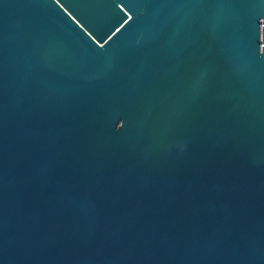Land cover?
Wrapping results in <instances>:
<instances>
[{
    "label": "water",
    "instance_id": "95a60500",
    "mask_svg": "<svg viewBox=\"0 0 264 264\" xmlns=\"http://www.w3.org/2000/svg\"><path fill=\"white\" fill-rule=\"evenodd\" d=\"M0 264H264V0H0Z\"/></svg>",
    "mask_w": 264,
    "mask_h": 264
}]
</instances>
